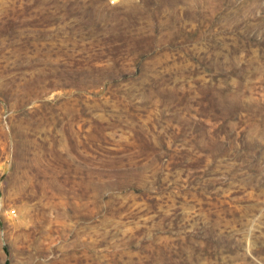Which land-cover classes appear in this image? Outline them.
I'll return each instance as SVG.
<instances>
[{"label": "rangeland", "instance_id": "1", "mask_svg": "<svg viewBox=\"0 0 264 264\" xmlns=\"http://www.w3.org/2000/svg\"><path fill=\"white\" fill-rule=\"evenodd\" d=\"M0 264H264V0H0Z\"/></svg>", "mask_w": 264, "mask_h": 264}]
</instances>
